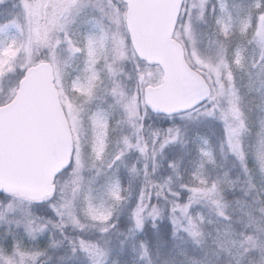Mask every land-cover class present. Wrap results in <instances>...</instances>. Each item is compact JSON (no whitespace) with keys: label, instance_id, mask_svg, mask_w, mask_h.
I'll return each mask as SVG.
<instances>
[{"label":"snow or ice","instance_id":"1","mask_svg":"<svg viewBox=\"0 0 264 264\" xmlns=\"http://www.w3.org/2000/svg\"><path fill=\"white\" fill-rule=\"evenodd\" d=\"M0 264H264V0H0Z\"/></svg>","mask_w":264,"mask_h":264}]
</instances>
